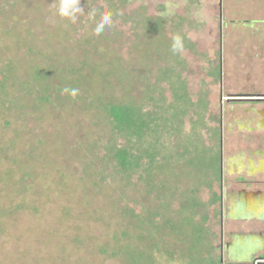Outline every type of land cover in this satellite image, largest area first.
Wrapping results in <instances>:
<instances>
[{"label":"rangeland","instance_id":"1","mask_svg":"<svg viewBox=\"0 0 264 264\" xmlns=\"http://www.w3.org/2000/svg\"><path fill=\"white\" fill-rule=\"evenodd\" d=\"M60 4L0 0V264H215L210 189L148 159L122 173L104 106L135 102L165 153L210 167L195 148L216 145L220 94L264 99V0H77L71 18ZM187 196L194 236L176 218ZM148 216L176 234L133 225Z\"/></svg>","mask_w":264,"mask_h":264},{"label":"flooded vegetation","instance_id":"2","mask_svg":"<svg viewBox=\"0 0 264 264\" xmlns=\"http://www.w3.org/2000/svg\"><path fill=\"white\" fill-rule=\"evenodd\" d=\"M224 100L220 94L216 129L208 131L216 145L202 144L213 163L191 180L212 192V217L219 223L215 264H264V99Z\"/></svg>","mask_w":264,"mask_h":264},{"label":"trees","instance_id":"3","mask_svg":"<svg viewBox=\"0 0 264 264\" xmlns=\"http://www.w3.org/2000/svg\"><path fill=\"white\" fill-rule=\"evenodd\" d=\"M135 102H130V104L127 103H114L112 104L107 103V105L104 106V110L106 113V116L104 117L105 119H110L108 122V126H110L111 129V133L110 135L112 136L111 138H113L114 134H122L123 136H125V139L127 141V146L129 147H121V148H117V150L115 151V155L114 159L117 161L118 165H119V169L120 171H122V173L124 171H126L128 168L133 167L134 165H139L140 163H142L141 160L143 159H148V167L145 168V173L147 172L148 174H153L158 172V175L161 173L162 177H168L170 174H173L170 178H176L177 176H179V173L184 172V174L186 175V177L184 176L185 179H192L193 175L195 176V179H201L202 176L204 175V172L206 170V166L201 165V161L199 163H192V160L189 161L186 165L188 166H182L179 165L180 163L176 160L173 159L172 155H169L168 151L165 153V146L162 145L163 143H161L160 141H158L155 137L154 138H148L147 135L149 132V128L151 127V125L154 124L153 119H151L150 117H148L149 115L146 113H142V110L140 107H138L137 105L134 104ZM3 105L0 106V108H2ZM159 122V121H158ZM5 125L8 126L9 124H7V122H5ZM161 125V124H160ZM5 126V127H6ZM156 127L158 130V127H160L157 123H156ZM160 130V128H159ZM149 140V146H146V140ZM152 140H154V144L152 142ZM157 142H159V147L157 148ZM156 144V148L153 147ZM192 146V145H191ZM195 146V145H194ZM128 148H134L136 149V151L138 152V156H135L131 150ZM107 149V147H106ZM192 149V148H191ZM196 149V155L198 152L202 151V146H197ZM155 153L157 155L160 154V161L158 162V165L156 166L153 161L152 158L155 155ZM186 154H188V152H185ZM200 157V156H199ZM211 156H208V158L210 159ZM190 158V155L187 157V159ZM212 159V157H211ZM176 162V163H175ZM173 164V165H172ZM89 169V168H88ZM90 171V170H89ZM168 173V174H167ZM191 173V175H190ZM164 175V176H163ZM183 175V173H182ZM206 175V173H205ZM149 176V175H148ZM144 177V181H146L148 183V185H150L152 178H148ZM148 179V180H147ZM180 179V178H179ZM182 179V178H181ZM194 179V180H195ZM106 186V185H105ZM105 186H103L104 188H106ZM101 191V195H102ZM102 198H104V196L102 195ZM187 201L184 200V202L182 203V207L178 209L177 212V217L179 220L178 226L183 225L182 220L185 222V227L184 230L188 231V229L186 227L189 226V229L191 228L193 233L192 236H194L196 234L195 227L193 226V223L191 222V220L189 219V217H183V215L180 214H186V216H188V212H191V210H193L194 208V203L193 202H189V197L187 196ZM115 200V199H114ZM111 201V200H110ZM118 205V203L115 201H113V197H112V201L111 204H109V209L107 212V214H111L112 213L115 215L116 214V206ZM149 215V214H148ZM116 216H118V212L116 214ZM151 219L148 216L147 217V221L141 220V219H136V221L134 220L133 225L135 227L138 228H152L155 230H161L162 231H166L169 232L171 231V233H173V235L176 234L177 231V225H176V221L174 220V218H169V221H165L164 224L160 225H154V222H150ZM184 226V225H183ZM158 235V232H157ZM189 235L190 234H186ZM121 236V235H120ZM188 236V237H189ZM192 236H190V242H188V245H193L195 242H198L196 240L192 239ZM144 239V237H142ZM199 244V242L197 243V245ZM197 251V248H195L194 250H190L189 249V253L192 254L193 252L195 253Z\"/></svg>","mask_w":264,"mask_h":264},{"label":"clouds","instance_id":"4","mask_svg":"<svg viewBox=\"0 0 264 264\" xmlns=\"http://www.w3.org/2000/svg\"><path fill=\"white\" fill-rule=\"evenodd\" d=\"M77 0H61V4L59 7V14L62 17H72L75 15V12L78 11V8L76 7ZM110 23V16L108 14H105L102 18V21L100 24H98L96 28V32L99 33L104 24ZM179 46V41L177 40V47ZM66 92H68V89H65ZM70 94L72 96L76 95V90L73 89L70 91Z\"/></svg>","mask_w":264,"mask_h":264},{"label":"water","instance_id":"5","mask_svg":"<svg viewBox=\"0 0 264 264\" xmlns=\"http://www.w3.org/2000/svg\"><path fill=\"white\" fill-rule=\"evenodd\" d=\"M219 7H220V13H221V4L219 3Z\"/></svg>","mask_w":264,"mask_h":264}]
</instances>
